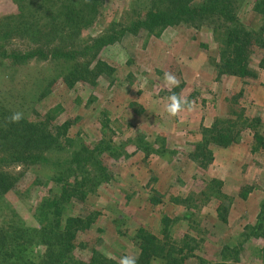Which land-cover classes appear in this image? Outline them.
<instances>
[{
    "label": "rangeland",
    "instance_id": "1",
    "mask_svg": "<svg viewBox=\"0 0 264 264\" xmlns=\"http://www.w3.org/2000/svg\"><path fill=\"white\" fill-rule=\"evenodd\" d=\"M39 1L25 5L28 1L0 0V46H5L0 48V113H6L2 118L21 111V122H44L53 111L50 125L56 127L77 116L63 134L65 139L56 144L62 150L46 153L53 166L67 160L70 151L99 140L115 147L130 141L124 146L127 158L101 155L109 180L70 207L72 216L94 219L77 245L81 260L89 262L98 255L101 262L119 264L123 256L137 257L134 236L144 228L167 244L166 252H173L171 257L181 264H264V237L252 235L251 229L264 201V69L259 67L263 51L256 44L251 47L252 78L222 69L219 37L206 27L167 28L159 37L125 34L113 45L84 53L83 47L108 30L115 33L126 27L132 12L144 3L104 0L97 9L88 10L89 22L85 16L75 25L77 32L69 42L52 37L51 47H42L43 55L24 59L21 55L31 52L32 44L18 35L13 24L6 37L3 16L18 14L14 6L21 3L33 13ZM236 8L246 27L261 32L264 40L263 16L249 9L248 0L239 1ZM72 48L78 50L76 61L50 58L55 51L71 53ZM12 53L19 59L6 56ZM71 71L80 73L79 81L69 88L62 76ZM165 72L176 75L179 87L164 85ZM172 93L193 101L194 110L169 116L166 105ZM104 114L109 123L102 129ZM204 130L208 144L201 148ZM255 133L263 141L260 145ZM223 135L232 139L231 145L213 146ZM133 140L175 153L160 157L135 152ZM209 150L211 162L206 159ZM4 171L22 176L14 190L0 199V222L2 205L10 201L18 204L24 223L34 226L37 206L54 202L50 173L42 166L21 165ZM213 182L221 183L214 187L220 188L217 197L209 191L205 195L204 187ZM152 196H164V201L151 205ZM171 197L183 203H172ZM4 260L12 262L3 264H19L18 259Z\"/></svg>",
    "mask_w": 264,
    "mask_h": 264
},
{
    "label": "trees",
    "instance_id": "2",
    "mask_svg": "<svg viewBox=\"0 0 264 264\" xmlns=\"http://www.w3.org/2000/svg\"><path fill=\"white\" fill-rule=\"evenodd\" d=\"M24 1H28L25 5L32 2V0ZM143 1L141 8L137 12H132L130 22L126 27L117 31L118 33L108 30L92 44L83 47L82 51L84 53L92 50L100 51L101 48L120 41L125 34L138 36L146 33L159 37L167 28L182 26L201 29L206 27L211 28V31L219 37L221 67L226 72L242 78L254 77L250 68L253 53L251 47L254 44L263 51L259 67L264 69L262 34L246 27L237 14L238 2L245 0ZM104 2V0H40L38 4H34L33 13H31L32 9H27L21 3L14 6L18 14L3 16L5 36L7 37L10 32H13L9 29V26L13 24L18 27L15 30L18 35L25 37L32 44L31 52L22 54L21 57L27 59L36 56L37 53L43 55L42 47H51L52 37L64 38L69 42L77 32L75 25L79 24L82 18H87L86 22L91 20L88 18V10L90 8L93 10L95 7L97 9ZM248 5H250L251 11L264 18V0H248ZM91 13L92 11H90ZM85 16L86 18H84ZM56 47L65 48L62 44H57ZM77 51L76 48H72L71 53L55 51L50 58H69L71 61H76ZM6 56L13 60L20 57L14 53ZM79 73L71 71L62 76L63 83L72 88L78 80ZM4 112L3 110L0 113V199L4 194L14 190L22 176V173L19 176H9V173L4 169L14 165L42 166L50 173L48 183L51 181L50 183L54 185L49 187L54 202H43L37 206L33 214L37 224L32 227L24 223L17 203L9 201L2 205L4 215L3 221L0 222V264L12 262L4 260L7 258L14 262L18 259L19 264H118L114 260L101 262L103 259L98 255H93L89 262L81 260L77 245L81 234L93 226L94 219L90 216H86V218L72 216L70 207L80 201V198L83 199L88 193L95 191L100 182L109 180L110 175L101 161V155L105 153L108 158H127L129 153L124 146L130 141L115 147L116 145L110 146L109 143L106 144L99 140L91 147L87 145L70 151L71 156L67 160L53 166L49 164L46 153L62 150L56 149V144L65 139L63 134L69 131L77 116L52 127L50 113L53 111H50L44 122L20 121L17 124H8L5 128L6 121L2 118V115L6 114ZM104 118L102 129L109 123L106 114H104ZM50 128L52 129L49 131ZM203 132L204 137L198 143V147L201 148H205L204 146L208 144L206 140L208 130ZM254 137L257 145H260L258 142H263L256 133ZM231 142V138L223 135L219 136L217 141L214 140L212 145L224 148L230 146ZM133 143L136 146L135 152H142L145 155L155 154L162 157L167 153H175L174 150L167 151L162 146H158V148L149 142L133 140ZM164 143L166 141L162 140V144ZM206 159L210 162L213 159L211 150L208 151ZM213 184L204 187L205 195L208 191L212 192L210 195L214 197L221 195L220 188H214L216 185L220 186L221 183L213 182ZM163 197L152 196L149 201L151 205H157L164 201ZM169 201L175 204L183 203L182 200L174 197H171ZM259 207L257 221L254 226H251V229L253 230L252 235L261 233L260 237H264V201ZM6 212L10 215L5 216ZM5 217H10V219H5ZM134 238L138 251L137 264H152L157 261L159 264L180 263L171 257L173 252H166L168 245L160 242L150 231L139 228L136 230ZM217 264H224V262L220 261Z\"/></svg>",
    "mask_w": 264,
    "mask_h": 264
},
{
    "label": "clouds",
    "instance_id": "3",
    "mask_svg": "<svg viewBox=\"0 0 264 264\" xmlns=\"http://www.w3.org/2000/svg\"><path fill=\"white\" fill-rule=\"evenodd\" d=\"M164 85L169 89L179 87L180 80L172 72H165L163 78ZM168 103L166 105V112L171 117L178 116L181 112L187 110L191 112L195 108L193 101H189L186 98L179 96L176 93H172L168 97ZM24 119V114L21 111H15L10 116L5 118L4 127L7 128L8 124H17ZM119 264H137V258L135 256H123L119 260Z\"/></svg>",
    "mask_w": 264,
    "mask_h": 264
}]
</instances>
